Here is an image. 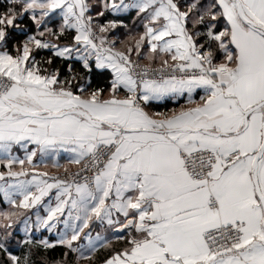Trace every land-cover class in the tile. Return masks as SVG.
Segmentation results:
<instances>
[{"label": "snow or ice", "instance_id": "1", "mask_svg": "<svg viewBox=\"0 0 264 264\" xmlns=\"http://www.w3.org/2000/svg\"><path fill=\"white\" fill-rule=\"evenodd\" d=\"M0 168V264H264V0H0Z\"/></svg>", "mask_w": 264, "mask_h": 264}, {"label": "crops", "instance_id": "2", "mask_svg": "<svg viewBox=\"0 0 264 264\" xmlns=\"http://www.w3.org/2000/svg\"><path fill=\"white\" fill-rule=\"evenodd\" d=\"M180 104H183V101ZM180 104L177 107H179ZM31 147H33V145H29V148H31ZM14 152L16 155L23 158V156H24L23 150H14ZM39 155L40 154L38 152L37 157H34V163H36L38 165V171H40V172L47 171V172H49V174L54 170L63 168V167H59V168L53 167V160L58 161V163L60 165H65L67 163V160L69 159V156H70V154L65 152L63 149H59L58 152L56 154H54V156L52 158H48L44 162H41L39 160ZM76 166L77 165H69L70 168H74ZM16 168L18 169L19 165H17ZM54 193H55V189L53 190V194L51 197L52 203H55ZM48 200H49V197H45V201L47 202ZM38 207H40V206H38ZM25 211H26L27 215L31 216L32 219L35 220V211H36L35 209H30V210H25ZM40 214L41 215L45 214L43 207H40ZM58 227L60 229H63V224L58 225ZM45 230L46 229H44L42 231V235H40V236L44 237L46 235L47 231H45ZM86 231H88V229H86ZM112 231H113V229L109 228L106 224L100 225L98 222H96L92 225V235L93 236L96 235V232H100V234L102 236H107L108 238H112L111 237ZM47 236H48V238L53 237V239H54L56 236V233H54V232L53 233H47Z\"/></svg>", "mask_w": 264, "mask_h": 264}, {"label": "trees", "instance_id": "3", "mask_svg": "<svg viewBox=\"0 0 264 264\" xmlns=\"http://www.w3.org/2000/svg\"><path fill=\"white\" fill-rule=\"evenodd\" d=\"M120 31L123 32L124 30H123V29H120ZM69 62H71V61H69ZM81 67H82V65H80L79 63L76 64V68H77V70H80ZM64 71L67 72V69L65 68ZM94 83H95V77H94ZM182 101H183V100H181V101L179 102V104H180ZM179 104H174V103H172L171 101H165V102H160L158 106H159V109H160V110H166V109H171V108H173V107H177ZM0 202H2V198H1V197H0ZM20 236H21V235H20ZM35 238L38 239V237H35ZM49 239L51 240V239H53V237H49ZM19 251H20V249H17V253H19ZM58 251H59V249H57V252H56V253H52V255H58ZM101 254H104L103 251L101 252Z\"/></svg>", "mask_w": 264, "mask_h": 264}, {"label": "rangeland", "instance_id": "4", "mask_svg": "<svg viewBox=\"0 0 264 264\" xmlns=\"http://www.w3.org/2000/svg\"><path fill=\"white\" fill-rule=\"evenodd\" d=\"M1 170H2V168H0ZM57 170H59V169H57ZM8 207V205L6 204V203H4V202H0V210H4V209H6ZM30 214V213H29ZM21 219H23V217L21 218ZM44 229H40L39 231H37V232H34V236L35 237H38V239H40V238H43L42 236H40V235H42V231H43ZM13 231H14V233H18L19 235H21V237H23V235H24V233H23V231H22V225H20V224H17L14 228H13ZM45 231H47V230H45ZM54 233H55V231H53ZM52 232V233H53ZM47 233H49L48 231L46 232V235L44 236V237H48L47 236ZM49 235V234H48ZM56 237V236H55ZM109 239H111V238H109Z\"/></svg>", "mask_w": 264, "mask_h": 264}, {"label": "built area", "instance_id": "5", "mask_svg": "<svg viewBox=\"0 0 264 264\" xmlns=\"http://www.w3.org/2000/svg\"><path fill=\"white\" fill-rule=\"evenodd\" d=\"M79 166L77 165L76 167H74V168H70L73 172H75L76 170H77V168H78ZM50 175H59V176H61V177H63L64 176V169L62 168V169H59V170H54V171H52L51 173H50Z\"/></svg>", "mask_w": 264, "mask_h": 264}]
</instances>
